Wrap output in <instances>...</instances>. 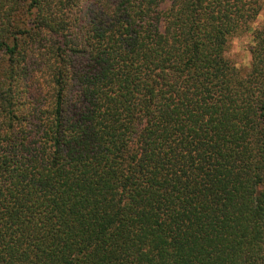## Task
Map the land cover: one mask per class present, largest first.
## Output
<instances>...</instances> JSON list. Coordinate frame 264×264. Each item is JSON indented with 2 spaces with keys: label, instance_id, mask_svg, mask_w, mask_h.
<instances>
[{
  "label": "trees",
  "instance_id": "16d2710c",
  "mask_svg": "<svg viewBox=\"0 0 264 264\" xmlns=\"http://www.w3.org/2000/svg\"><path fill=\"white\" fill-rule=\"evenodd\" d=\"M263 11L0 0V264H264Z\"/></svg>",
  "mask_w": 264,
  "mask_h": 264
},
{
  "label": "rangeland",
  "instance_id": "374dc122",
  "mask_svg": "<svg viewBox=\"0 0 264 264\" xmlns=\"http://www.w3.org/2000/svg\"><path fill=\"white\" fill-rule=\"evenodd\" d=\"M264 19V11L258 18L255 27ZM252 44V33L247 32L240 36H234L229 40L227 53L239 67H246L251 60L250 46Z\"/></svg>",
  "mask_w": 264,
  "mask_h": 264
}]
</instances>
